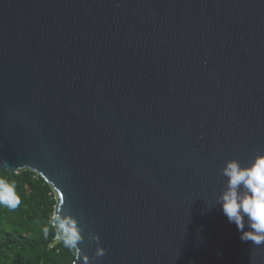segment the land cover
<instances>
[{"label":"water","instance_id":"water-1","mask_svg":"<svg viewBox=\"0 0 264 264\" xmlns=\"http://www.w3.org/2000/svg\"><path fill=\"white\" fill-rule=\"evenodd\" d=\"M261 153L264 0H0V169L53 187L73 264H264L219 202Z\"/></svg>","mask_w":264,"mask_h":264},{"label":"trees","instance_id":"trees-1","mask_svg":"<svg viewBox=\"0 0 264 264\" xmlns=\"http://www.w3.org/2000/svg\"><path fill=\"white\" fill-rule=\"evenodd\" d=\"M0 178L15 183L21 201L15 209L0 205V264H73L77 253L55 241L48 224L57 203L53 187L30 169H0Z\"/></svg>","mask_w":264,"mask_h":264},{"label":"clouds","instance_id":"clouds-1","mask_svg":"<svg viewBox=\"0 0 264 264\" xmlns=\"http://www.w3.org/2000/svg\"><path fill=\"white\" fill-rule=\"evenodd\" d=\"M228 177L227 190L219 198L224 215L229 223H234L241 233L242 241H251L259 246L264 244V153L256 156L250 166L242 167L239 161L231 160L223 169ZM243 188L241 195L240 189ZM15 183L0 178V205L15 209L20 204ZM247 217V230L245 226ZM56 230L57 237L64 246L78 253V244L82 241L81 230L71 217H63L55 210L48 222ZM47 235L48 228L44 229ZM97 256H103L105 250L97 249Z\"/></svg>","mask_w":264,"mask_h":264},{"label":"built area","instance_id":"built-area-1","mask_svg":"<svg viewBox=\"0 0 264 264\" xmlns=\"http://www.w3.org/2000/svg\"><path fill=\"white\" fill-rule=\"evenodd\" d=\"M55 241H58V240H60L58 237H57V235H56V237H55V239H54ZM54 245L53 244H51V247H53Z\"/></svg>","mask_w":264,"mask_h":264}]
</instances>
